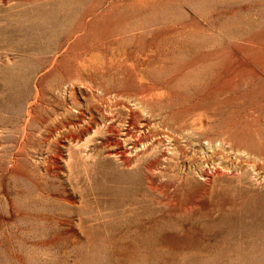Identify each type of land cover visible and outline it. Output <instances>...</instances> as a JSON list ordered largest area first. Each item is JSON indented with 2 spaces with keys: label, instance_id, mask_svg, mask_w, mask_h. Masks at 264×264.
I'll return each mask as SVG.
<instances>
[{
  "label": "rangeland",
  "instance_id": "obj_1",
  "mask_svg": "<svg viewBox=\"0 0 264 264\" xmlns=\"http://www.w3.org/2000/svg\"><path fill=\"white\" fill-rule=\"evenodd\" d=\"M0 264H264V0H0Z\"/></svg>",
  "mask_w": 264,
  "mask_h": 264
}]
</instances>
